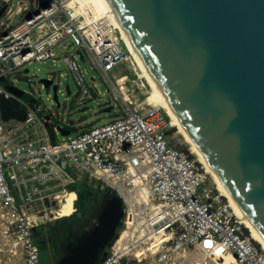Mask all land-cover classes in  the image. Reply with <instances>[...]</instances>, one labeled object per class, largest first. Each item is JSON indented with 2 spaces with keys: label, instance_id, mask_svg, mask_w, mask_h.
Segmentation results:
<instances>
[{
  "label": "built area",
  "instance_id": "obj_1",
  "mask_svg": "<svg viewBox=\"0 0 264 264\" xmlns=\"http://www.w3.org/2000/svg\"><path fill=\"white\" fill-rule=\"evenodd\" d=\"M11 1H0V9L7 4L3 15L10 12ZM31 1L33 7H18L8 23L0 24V95L15 101L16 108L26 105L24 120L5 121L0 115V205L10 216L0 235L2 244L12 249L10 259L15 262L21 254L20 264H40L33 228L44 223L45 214L57 212L58 192L77 193L75 185L87 181L103 183L124 205L123 228L99 264H178L194 253H226L239 264H264V247L221 195L206 187L204 164L170 140L172 125L161 105L146 99L132 105L130 89L111 76L131 58L111 18H96L69 0H51L45 6ZM23 10L22 19L11 25L14 14ZM67 38L74 49L57 58L73 74L77 99L104 96L95 77L88 82L78 61L81 51L109 86L106 104L119 105L123 114L86 127L54 105L36 100L31 107L29 100L7 89L9 75L33 61L51 59V49ZM48 122L77 133L54 143ZM130 215L137 221L145 217L143 233H163L164 240L155 249L139 241L141 235L120 241Z\"/></svg>",
  "mask_w": 264,
  "mask_h": 264
},
{
  "label": "water",
  "instance_id": "obj_2",
  "mask_svg": "<svg viewBox=\"0 0 264 264\" xmlns=\"http://www.w3.org/2000/svg\"><path fill=\"white\" fill-rule=\"evenodd\" d=\"M50 1L39 0L41 6ZM109 1L147 73L264 237V0ZM6 7L0 9V17ZM55 78L40 82L52 88L54 107L65 111ZM7 89L34 107L35 97L15 85ZM25 109L0 95L3 120H24ZM112 109L111 105L104 111ZM59 130L70 134L60 126ZM124 213L123 201L114 193L93 230L59 264H99Z\"/></svg>",
  "mask_w": 264,
  "mask_h": 264
},
{
  "label": "rangeland",
  "instance_id": "obj_3",
  "mask_svg": "<svg viewBox=\"0 0 264 264\" xmlns=\"http://www.w3.org/2000/svg\"><path fill=\"white\" fill-rule=\"evenodd\" d=\"M84 3L85 8L93 11V13L96 15V18L99 16L103 17L109 14L108 12L102 13L98 11L99 7L102 6L101 0H85ZM18 7H22V9L31 8L33 7V2L31 0H12L10 3L11 10L9 13L0 17V24L8 23V20L11 18L12 14L18 9ZM23 15L24 10L20 14H14L12 20L10 21V24L15 25L16 23H18L22 19ZM71 43L72 40L70 38H67L51 49V59H48L46 61H33L31 64H26L24 67L17 69L15 73L8 76V79H6L5 81V85H15L25 94H28L30 97H35L38 102L42 100L49 107H51L52 105L57 106L56 102L53 99L52 88L47 89L40 82V79L42 78H53L54 76H56V81L60 82V91L58 92V96L59 102L61 103V109H63L66 105L65 111L67 114L70 113V118L73 121L81 119L82 124L86 127L107 123L113 118L123 114L119 105L114 107L111 112L104 111V108L111 106L106 104L107 98L109 96V86L104 81L99 71H97L93 67L87 56L81 58V56L79 55L78 61L81 64V68L85 73L88 82H90V76L95 77V80L98 82L99 88L104 94V96L94 97L92 99H87L83 102H80L77 99L78 86L76 85L75 79L73 78V74L67 69V66L62 60V58H57L59 55L70 53L71 51H73L74 47L71 46ZM111 76L115 78L116 83L123 82V85L127 86L130 89L129 102L132 105L133 102H135V100L137 99H139L140 101L146 99V101L153 103L150 99H147V96L151 91V87L147 83V80L142 76L141 68L139 67L136 59L132 55L128 62H124L121 65L115 67V69L111 72ZM67 87L70 88V93L67 92ZM162 111L166 113L163 107ZM57 121L58 120H56V122ZM169 122H171L172 125L169 132V138L172 143L175 146L186 150L188 153L191 154L192 157H196L199 159V156L193 150L192 145L187 141V139L180 132V130L172 124V120L170 117ZM76 133L77 131L75 129H72V133L70 135H76ZM70 135L64 136L60 133L59 135H57V139L58 141L64 138L66 139ZM206 176V187L211 189L213 191V194L221 195V198L230 205L229 209L233 213H236V211L231 205L230 200L219 189L218 184L216 183L213 175L208 172V170ZM87 187L88 191H93L96 196H99V198L101 197V195H103L101 193H105L106 191V186L103 183L99 184L98 182H89L87 184ZM146 192L148 191L144 192L146 196L145 200L149 201ZM112 193L114 194L115 192ZM70 194H74V197L72 198V203L75 204L74 201L77 198V193L73 190H70ZM103 199L100 198L101 202H99V200H95L94 202L90 203L89 208L87 209L84 215H82L81 217L77 216L71 221V225H69L67 230H65L66 238L63 241V247L61 246V249H59V253L54 256V258H52L46 244L41 246L42 251H40V264H56L57 262L59 264L61 260L60 257L63 255V253L66 255L71 250V248L76 245L77 241L81 238V236L84 235L86 231L85 227H88V230H91L93 229V227H95V219L99 218L100 216L102 207L101 204L104 202ZM58 210L59 209L57 207V212ZM7 212V209H4L0 205V230H2L5 225H7V220L10 218ZM57 212H50L49 214H45L43 218L45 224H47L50 220H55L52 218L57 215ZM234 217H238V215L235 214ZM144 219L145 217L142 220H138L135 222H130L128 220L126 223V227L122 230V236L120 238V241H126L132 236V234H134L135 236L141 235L138 240H141L142 243H148L149 245H151V248L149 249H155L157 244L161 242L163 234L155 233L154 235V233L150 232L144 234L143 232L147 229L145 227ZM245 227L248 233L253 234L252 231L246 225ZM43 229L44 226L40 225L36 227L34 231L42 232ZM154 238H156V242H153V244H151L150 241H153ZM2 243L3 240L2 236L0 235V260L5 255V252L3 251L4 247L9 248L8 246L3 245ZM219 255L220 253L216 256H204L200 253H194V256L185 262L180 259L178 264H239L237 259H235L229 254L224 253V255ZM17 259L18 256H16V260Z\"/></svg>",
  "mask_w": 264,
  "mask_h": 264
},
{
  "label": "bare ground",
  "instance_id": "obj_4",
  "mask_svg": "<svg viewBox=\"0 0 264 264\" xmlns=\"http://www.w3.org/2000/svg\"><path fill=\"white\" fill-rule=\"evenodd\" d=\"M84 1L85 0H69L71 6H75L76 5V6L81 7L82 9H85V3H84ZM101 2H102V6L99 7L98 11H100L102 13H104V12H108L109 13L105 17L109 16L111 18L112 22L118 28L119 33L121 34L122 39L125 42L128 50H129V53L136 59L139 67L141 68L142 76L147 80V83L151 87V91L148 94L147 99H150L153 103L154 102L159 103L164 108V110L166 111V113L171 118L172 124L175 125L180 130V132L185 136V138L187 139V141L192 145L193 150L199 156V161H201L205 165V167L207 168L208 172H210L213 175L216 183L218 184L219 189L230 200L232 207L234 208V210L236 211V214L239 217V220L243 224H245L252 231L253 238L256 241H258L264 247V237H263L262 233L260 232V230L252 223V221L247 216V214L244 212V210L242 209V207L240 206V204L235 200V198L230 193V191L228 190V188L226 187V185L224 184V182L222 181V179L219 177V175L217 174V172L214 170V168L212 167V165L209 163V161L206 158V156L204 154H202L201 149L194 142V140L192 139V137L190 136V134L186 131V128H185L184 123L182 122V120L180 119V117L178 116V114L175 112V110L170 107V101L168 100V98L166 97V95L164 94V92L162 91V89L160 87H158L154 83V81L152 80V78L147 73L146 68L144 66V63L140 59V57L137 54V52H136L135 48L133 47V45L131 44V42H130V40H129V38H128L125 30H124V27H123V25L121 23V20L119 18V15L116 12V10L114 9L113 5L111 4V2L109 0H101ZM95 9H96V7H95ZM67 191L68 190H63V191L58 192L56 194V197L59 196V194H61V193H67ZM143 197L144 198L146 197L144 192H143ZM140 199H141L142 202L144 201L141 197H140ZM60 205H62V204L60 203ZM63 216H61V217H63ZM55 217L56 216H54L52 219H55ZM124 217H125V213H124ZM128 220L130 222L137 221V220H135V218L132 217V215H130V217H128ZM163 236H164V234H163ZM163 240L164 239H162L161 241H163ZM218 252H220V250H218ZM217 254H219V253H217Z\"/></svg>",
  "mask_w": 264,
  "mask_h": 264
},
{
  "label": "flooded vegetation",
  "instance_id": "obj_5",
  "mask_svg": "<svg viewBox=\"0 0 264 264\" xmlns=\"http://www.w3.org/2000/svg\"><path fill=\"white\" fill-rule=\"evenodd\" d=\"M85 183L88 184L87 181H83V182H80V183L75 185V187L77 188V195L80 191L83 192V196L79 197V195H78V199L76 201V204H72V207L70 208L71 209L70 215H71L75 212V206H76V208H77L76 215H74V216L72 215L70 217H67L65 219H61L58 222L53 223V227L52 226L46 227V239H45V241H46L48 251L50 252L52 258H54V256H56L59 253V249H61V246L63 247V241L66 238L65 230H67L69 225H71V221L73 219H75V217H77V216L81 217L82 215H84L86 213L87 209L89 208L90 203L94 202L95 200L96 201L99 200V202H101L100 198L101 199L104 198L103 199L104 202L101 204V206H102L101 210H102V208L104 207V205L107 202V198H109L113 195L112 191L109 188H105L106 191H105V193H101L103 195H101L100 198H99V196H96V194L93 192V195L88 199V197L85 194L86 190H88V187H87V184H85ZM85 187H86V190L84 189ZM55 199H56L57 205L59 206L60 200L57 198H55ZM58 212H59V210H58ZM58 212H57V214H58ZM100 214H101V212H100ZM97 219H95V225H96ZM85 230L86 231L84 234L90 232L93 229L88 230V227H85ZM78 241H77V243H78ZM40 245L42 246V245H44V243L40 242ZM39 250L42 251L41 247H39ZM64 255L65 254L63 253V255L60 258H62ZM56 264H58V262Z\"/></svg>",
  "mask_w": 264,
  "mask_h": 264
},
{
  "label": "trees",
  "instance_id": "obj_6",
  "mask_svg": "<svg viewBox=\"0 0 264 264\" xmlns=\"http://www.w3.org/2000/svg\"><path fill=\"white\" fill-rule=\"evenodd\" d=\"M166 114V113H165ZM167 116V115H166ZM167 118L169 119V117L167 116ZM49 123V122H48ZM49 125V128H50V134H51V138H52V142H54V143H56V142H58V139H57V134H56V131H55V127H54V125L52 124V123H49L48 124ZM85 190H86V187L84 188ZM86 196L88 197V199L93 195V191H88V190H86ZM78 195H79V197L80 196H83V192H79L78 193ZM62 200H65V201H67V199H66V194L63 196V198H62ZM57 203V202H56ZM70 206H68L67 204L64 206V207H62L61 208V213H60V217L61 216H63V215H65V214H67V213H69L70 212ZM50 213V212H49ZM48 213V214H49ZM74 215H76V212L73 214V216ZM59 217V218H60ZM56 222H58V221H56ZM41 225H43L44 226V229H43V231L42 232H35L34 231V229H36V227H38V226H36V227H34L33 228V234H34V237H35V241H36V243H37V245H38V247H41V245H40V242H43L44 244H46V241H45V239H46V227L47 226H52L53 227V223H51V222H48L47 224H41ZM40 226V225H39ZM122 227V225H120L119 226V228H121ZM117 238V235L109 242V244L107 245V247H106V251L110 248V246L113 244V242L115 241V239ZM42 249V248H41Z\"/></svg>",
  "mask_w": 264,
  "mask_h": 264
},
{
  "label": "crops",
  "instance_id": "obj_7",
  "mask_svg": "<svg viewBox=\"0 0 264 264\" xmlns=\"http://www.w3.org/2000/svg\"><path fill=\"white\" fill-rule=\"evenodd\" d=\"M0 1H5V0H0ZM6 87H7V85H6ZM49 123H47L46 124V127H47V130H48V132H49V135H50V137H51V134H50V128H49V125H48ZM67 130H69V129H67ZM55 131H56V134L57 135H59L60 133H61V131L59 130V129H56L55 128ZM70 132L72 133V130H70ZM52 139V138H51ZM76 188V187H75ZM77 189V188H76ZM74 191V190H73ZM69 193V194H68ZM66 194V199H67V201H65V200H62V198H63V196ZM68 194V195H67ZM74 197V194H70V190H68L67 191V193H61V194H59V196H57L56 198L57 199H59L60 200V203L62 204V205H59L58 206V209H59V212H58V214L56 215V217H55V219H58L59 217H60V213H61V208L62 207H64L66 204L68 205V206H70V208L72 207V202H73V198ZM56 200V199H55ZM69 208V209H70ZM70 211H71V209H70ZM68 215H70V212L69 213H67V214H65L64 216H68ZM51 221H53V220H50L49 222H51ZM45 223V222H44ZM43 223V224H44ZM20 250V248L18 249V251ZM3 251L5 252L4 254V256L1 258V260H0V264H20V262L22 261V259H21V254H19V256H18V260H16L15 262H13L11 259H10V256H11V252H12V249H11V247H9V248H5L4 247V249H3ZM20 252H21V250H20Z\"/></svg>",
  "mask_w": 264,
  "mask_h": 264
}]
</instances>
